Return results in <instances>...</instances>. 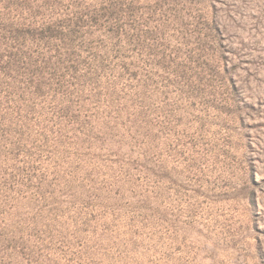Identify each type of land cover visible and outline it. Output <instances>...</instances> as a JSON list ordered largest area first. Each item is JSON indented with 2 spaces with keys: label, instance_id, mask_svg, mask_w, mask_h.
I'll return each instance as SVG.
<instances>
[{
  "label": "rangeland",
  "instance_id": "rangeland-1",
  "mask_svg": "<svg viewBox=\"0 0 264 264\" xmlns=\"http://www.w3.org/2000/svg\"><path fill=\"white\" fill-rule=\"evenodd\" d=\"M0 264H264V0H0Z\"/></svg>",
  "mask_w": 264,
  "mask_h": 264
}]
</instances>
